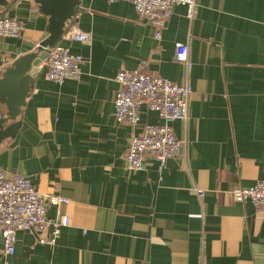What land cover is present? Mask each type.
Segmentation results:
<instances>
[{"label":"crops","instance_id":"1","mask_svg":"<svg viewBox=\"0 0 264 264\" xmlns=\"http://www.w3.org/2000/svg\"><path fill=\"white\" fill-rule=\"evenodd\" d=\"M79 1L73 25L91 45L61 44L84 58L81 79L47 81L42 63L17 135L0 143V170L30 178L45 198H66L46 215L70 226L55 246L19 232L10 257L0 238V264H264V214L232 195L264 180V0H195L193 21L177 7L159 41L131 4ZM3 17L23 31L0 37V77L49 37L34 0H0ZM178 43L192 67L173 62ZM141 61L193 94L187 120L172 125L181 157L130 173L131 139L162 124L146 108L137 127L115 119L117 73Z\"/></svg>","mask_w":264,"mask_h":264},{"label":"built area","instance_id":"2","mask_svg":"<svg viewBox=\"0 0 264 264\" xmlns=\"http://www.w3.org/2000/svg\"><path fill=\"white\" fill-rule=\"evenodd\" d=\"M109 3L125 2L131 4L138 17L155 29V39L161 40L163 30L172 18L174 9L186 8V17L193 21L197 16L195 0H107ZM23 27L15 19L0 18V37H19ZM63 41L76 42L90 46V33L72 25ZM84 58L75 55L70 48L58 45L51 49L44 62L47 81L58 85L66 81H79L82 76ZM173 62L185 67H192L188 46L178 43L175 47ZM119 89L114 104V116L119 124L137 127L141 122L142 109L155 112L162 120L160 125L145 124L142 132L134 136L125 155V164L130 173L144 170L147 161L158 164L162 171L170 160L181 157L184 143L177 139L173 123L186 121L191 85H181L170 79L153 75L147 61H141L137 69L122 70L117 73ZM199 198H204L203 191L194 190ZM236 202L251 201L256 210L264 214V180L250 188L235 190ZM61 196L45 198L32 183L31 179L18 174H7L0 170V238L6 257L16 252L17 235L26 232L36 238L38 244L55 246L63 228L70 226L67 216L57 219L47 217L49 206L58 207L68 204ZM4 264H8L5 262Z\"/></svg>","mask_w":264,"mask_h":264},{"label":"water","instance_id":"3","mask_svg":"<svg viewBox=\"0 0 264 264\" xmlns=\"http://www.w3.org/2000/svg\"><path fill=\"white\" fill-rule=\"evenodd\" d=\"M17 0H10L13 4ZM47 19L49 37L36 49L15 60L0 77V105L5 107L0 115V143L17 135L23 107L32 89L33 81L40 74V66L51 49L63 41L80 10L79 0H34Z\"/></svg>","mask_w":264,"mask_h":264}]
</instances>
